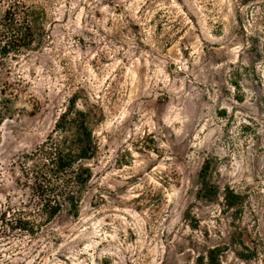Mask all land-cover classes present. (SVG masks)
I'll list each match as a JSON object with an SVG mask.
<instances>
[{
    "label": "rangeland",
    "instance_id": "obj_1",
    "mask_svg": "<svg viewBox=\"0 0 264 264\" xmlns=\"http://www.w3.org/2000/svg\"><path fill=\"white\" fill-rule=\"evenodd\" d=\"M21 1L44 32L0 66V207L40 208L23 157L74 96L99 151L0 264H264V0Z\"/></svg>",
    "mask_w": 264,
    "mask_h": 264
},
{
    "label": "trees",
    "instance_id": "obj_2",
    "mask_svg": "<svg viewBox=\"0 0 264 264\" xmlns=\"http://www.w3.org/2000/svg\"><path fill=\"white\" fill-rule=\"evenodd\" d=\"M43 12L26 6L21 0H0V66L12 56L29 50L43 37ZM76 96L70 99V106L59 117L54 135L35 151L24 155L22 171L26 178H33V191L40 208L35 211L27 209L2 210L0 207V235L11 231L34 234L41 228L42 221H36L34 214L45 216L51 222L58 216L64 203L70 202L73 209H78L79 198L70 189L73 185L86 186L92 178L91 170L81 162L93 159L99 144L95 138L92 124L96 122L94 106L87 110L78 108ZM4 111L0 110V127L5 122ZM212 161L207 160L200 177L204 188L202 198H208L216 186L209 181ZM240 197L234 192L227 196ZM215 251H210L214 260ZM211 257V256H210Z\"/></svg>",
    "mask_w": 264,
    "mask_h": 264
}]
</instances>
